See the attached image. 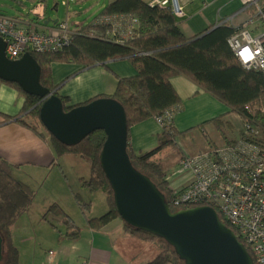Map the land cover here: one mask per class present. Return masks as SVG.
Instances as JSON below:
<instances>
[{
  "label": "crops",
  "instance_id": "crops-1",
  "mask_svg": "<svg viewBox=\"0 0 264 264\" xmlns=\"http://www.w3.org/2000/svg\"><path fill=\"white\" fill-rule=\"evenodd\" d=\"M29 1L32 7L28 13L13 17L19 18L27 28L46 34L53 32L57 23L62 21L58 19L57 23H53L55 19L48 17L45 0H41L42 5L39 6H35L39 0ZM111 1L99 0L98 10L91 19L84 21L79 12L80 20L73 24L68 22V25L75 30L92 25L102 8ZM143 1L151 4L154 0ZM179 2L185 16L178 18V25L187 38L204 36L222 21L235 27L245 19V14L240 12V0ZM49 19L51 21L44 24ZM133 25L137 26L135 20ZM104 34L111 41L120 43L131 36V29L121 26L106 30ZM136 74L137 70L128 58L110 59L89 67L74 61L51 64V79L57 87V95L65 98L64 107L70 108L97 98H109L114 94L120 78ZM169 81L179 99V110L171 121L176 134L173 143L154 154L152 159L161 163L170 189H180L189 183L190 177L177 174L179 161L185 155H194L238 139L242 120L224 101L189 77L175 74ZM23 104V94L0 80V157L11 165L13 177L34 191L30 206L11 228V240L18 250V264H80L84 260L90 261V264H146L149 260L144 257V246L124 231L119 217L98 228L89 225V219L99 218L108 211L105 194L102 195L104 206L95 213L91 212L95 207L97 191L91 192L84 186L81 178H85L80 174H74L70 182L60 166L64 159L73 163L82 160L71 155L56 156L50 140L39 129L34 131L18 122L17 118L25 120L21 114ZM214 119L219 120L213 122ZM161 131L162 127L152 117L133 124L129 128V148L135 154L155 149ZM50 179L49 184L54 187L56 196L59 191L62 198L57 196L39 201L33 187ZM79 200L89 202V208L82 210ZM53 204L58 205L79 229L77 238L65 236L69 225L64 217L46 214ZM45 214L51 223L44 218Z\"/></svg>",
  "mask_w": 264,
  "mask_h": 264
},
{
  "label": "trees",
  "instance_id": "trees-1",
  "mask_svg": "<svg viewBox=\"0 0 264 264\" xmlns=\"http://www.w3.org/2000/svg\"><path fill=\"white\" fill-rule=\"evenodd\" d=\"M106 18L123 20L116 27L112 22L106 21ZM134 20L137 22L136 27L133 25ZM121 26L131 29V36L127 40L117 43L105 36L106 30ZM234 30V27L224 24L204 36L187 38L181 32L178 18L169 5L148 4L143 0H113L102 8L92 25L77 30L67 47L54 53L31 54L41 69L40 83L50 91H55L56 95L57 87L51 79L53 62L74 61L89 67L110 59L128 58L135 66L137 74L120 78L114 94L109 98L115 99L125 111L129 142V128L133 124L151 117L160 118L166 110L178 106V96L169 81L175 74L189 77L237 113H241L248 103L264 102V74L242 68L227 43ZM5 83L14 86L23 94V117H32L41 124L39 104L42 99L24 93L13 82ZM60 98L64 104L66 99ZM69 109L70 107L64 108L65 111ZM16 120L37 131L35 126L24 119ZM218 120L214 119L213 122ZM175 134L170 123L162 127L155 149L135 154L129 144L127 147L132 165L148 176L164 194L171 211L178 210L171 201L173 191L169 187L163 167L152 156L172 144ZM104 140L105 135L101 130L89 134L72 146L62 144L50 135V144L56 156L73 155L89 163L90 175L87 180L81 178L82 184L91 192L102 191L105 194L108 211L99 218L88 220L89 225L95 228L119 217L113 202V192L99 164V153ZM11 171V165L0 157V234L4 242L0 264H18V250L11 240V228L28 209L34 196V191L16 180ZM78 202L82 210L90 206L89 202ZM46 214L64 217L65 223L69 225L65 233L67 238L75 239L79 236V229L58 205L50 206ZM46 214L44 218L48 219ZM219 218L228 225L221 215ZM122 223L124 231L131 236L144 241L157 240L161 244L160 251L146 264H183L165 240L133 228L124 221Z\"/></svg>",
  "mask_w": 264,
  "mask_h": 264
},
{
  "label": "built area",
  "instance_id": "built-area-1",
  "mask_svg": "<svg viewBox=\"0 0 264 264\" xmlns=\"http://www.w3.org/2000/svg\"><path fill=\"white\" fill-rule=\"evenodd\" d=\"M240 2L245 19L234 27L227 43L242 68L264 74V0ZM151 4L169 5L177 18L185 16L179 0H154ZM122 20L106 18L116 27ZM76 34L77 30L64 21L46 34L25 27L17 17L0 13V37L5 41L9 60L19 59L27 52L60 51ZM178 110V106L166 110L156 121L161 127L170 124ZM238 114L242 120L238 139L185 155L179 161L177 174L189 176L190 181L185 187L171 189V201L178 209L213 207L244 245L253 264H264V102L248 103Z\"/></svg>",
  "mask_w": 264,
  "mask_h": 264
},
{
  "label": "water",
  "instance_id": "water-1",
  "mask_svg": "<svg viewBox=\"0 0 264 264\" xmlns=\"http://www.w3.org/2000/svg\"><path fill=\"white\" fill-rule=\"evenodd\" d=\"M57 22L58 19L53 21ZM40 76V66L31 53L9 60L5 55V41L0 37V79L13 82L24 93L42 99L39 120L52 137L72 146L97 130L104 133L99 164L122 221L165 240L183 264H253L244 245L213 207L171 211L164 194L132 165L127 152L126 114L115 99L101 97L65 111L60 96L42 86ZM3 251L0 234V262Z\"/></svg>",
  "mask_w": 264,
  "mask_h": 264
},
{
  "label": "rangeland",
  "instance_id": "rangeland-1",
  "mask_svg": "<svg viewBox=\"0 0 264 264\" xmlns=\"http://www.w3.org/2000/svg\"><path fill=\"white\" fill-rule=\"evenodd\" d=\"M98 1L99 0H45L46 2L45 9H46V14L48 15V17H51L53 19H59L60 21L66 20L65 22L67 24L69 23L73 24L74 22H77L78 20H80V17L78 14L79 12H80L81 18L82 16L84 17V21L91 19L98 10V5H97ZM42 2L43 1L41 0H39V3L36 1L35 6L42 5ZM31 7H32V3L29 0H0V13L6 16H10V17L20 16L21 14L25 15L26 13H28ZM25 121L28 124L33 125L37 129H39V132L43 136H45L48 140H50V135L46 131V129L43 127L42 124H40L38 121H36L32 117H25ZM77 158L80 159L79 157ZM155 161L159 162V160H155ZM60 166L66 178L70 182L73 181L74 174H80V176H83L85 179L89 178L90 166L88 162H85L82 160L80 162L76 161L73 163L72 161L68 162L66 159H64L62 160ZM50 181L52 180L51 179L47 180L45 183H42L41 185H34L33 188L36 193V198L39 201H43V200L54 198V197L57 198V196H59L60 194L59 191L56 196L55 192L53 191L54 187L49 184ZM102 195L104 196L103 192L101 191L96 192L95 197H94L95 207L93 208L91 212L95 213L97 212L99 208L102 207V205L104 206V199H102L103 197ZM59 198H62V196H59ZM76 222H79V221H76ZM60 229L62 228L60 227ZM136 239L140 241L142 245L144 246L143 252H144V257L146 258V260L153 259L157 255V253L160 251L161 244L157 240L144 241L138 238ZM16 240L18 241V239Z\"/></svg>",
  "mask_w": 264,
  "mask_h": 264
}]
</instances>
